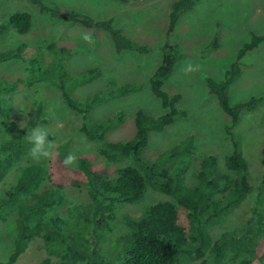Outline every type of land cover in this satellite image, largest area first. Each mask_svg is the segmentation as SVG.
<instances>
[{
    "label": "rangeland",
    "instance_id": "obj_1",
    "mask_svg": "<svg viewBox=\"0 0 264 264\" xmlns=\"http://www.w3.org/2000/svg\"><path fill=\"white\" fill-rule=\"evenodd\" d=\"M41 1L93 19L110 18L122 34L145 45L146 52L126 49L116 52L104 31L51 18L30 0H0V25H3L0 29V103L12 124L25 129L17 141L16 131L0 127V149L3 145L15 150L14 145L21 142L15 156L0 171V197L14 183L23 166L30 163L48 166L49 157L36 160L30 154L29 134L33 129L48 133L46 139L53 143L51 156L58 155L62 162L70 153L77 157L76 164L65 165L67 168L77 167L78 159L83 157L111 181L115 167L134 164L130 159L114 164L104 162L97 153L99 143L92 135L104 132L105 141L127 140L133 135L137 110L155 116L165 111L151 93L149 79L166 49L172 63L162 79L161 89L168 94H179L176 106L182 114L160 131L150 130L147 145L140 154L153 158L191 137L192 154L183 175L184 184L196 183L198 162L207 153L215 155L223 171L221 163L232 149L225 131L230 122L209 91V81L217 82L223 77L237 50L249 41L251 34H264V0H191L190 7L180 11L170 34L166 33L167 14L174 0ZM14 11L30 15L27 33L17 34L4 25ZM85 33L90 35V42L82 39ZM189 64L198 65L199 69L186 72ZM88 69H95L97 73L91 76L85 72ZM124 84L127 91L119 93L116 87ZM226 95L231 103L258 98L240 110L231 127V136L248 165L252 192L208 228L212 240L224 232L245 235L244 222L253 206L261 172L260 149L264 146V39L239 59V73L229 84ZM3 118L0 115V120ZM178 160L179 157L163 162L171 166V176H176L180 169L175 165ZM53 196L58 200L55 211L60 220L58 229L63 235L77 232L83 237H95L93 245L77 250L87 253L90 255L87 258L98 264H122L129 249L126 220L155 202H173L178 223L185 231L189 230L186 210L148 183L137 201L116 203L107 226L94 232L89 224L80 221L83 216L78 214V211L84 212L83 204L87 201L83 187L66 186L56 190ZM14 218L12 212L0 219V262L6 261L13 246ZM247 231L241 239L245 250L249 243L254 246L260 241L255 226ZM55 246L49 245L53 251H59L60 247ZM46 254L41 239L35 237L24 245L13 264H37ZM56 260L55 254L49 255L50 264Z\"/></svg>",
    "mask_w": 264,
    "mask_h": 264
},
{
    "label": "trees",
    "instance_id": "obj_2",
    "mask_svg": "<svg viewBox=\"0 0 264 264\" xmlns=\"http://www.w3.org/2000/svg\"><path fill=\"white\" fill-rule=\"evenodd\" d=\"M30 1L51 18L106 32L116 52L123 49L137 53L146 52L145 45L138 44L122 34L120 29L112 25L110 18L93 19L53 4L46 5L41 0ZM191 3V0L171 2L167 14L166 33L170 34L180 11L190 7ZM30 20L27 12L14 11L8 15L4 25L17 34H25L30 28ZM2 26L0 25V29ZM263 39L264 34H251L249 41L243 43L237 50L235 60L224 70L223 77L217 82L209 81V91L214 94L218 106L229 117L230 122L225 131L230 138L232 149L221 163L223 171L220 170L215 155L207 153L198 162L195 172L196 183L193 186L184 184L183 175L192 154L191 137L157 153L153 158H145L140 154L147 145L150 130L160 131L177 115L182 114L176 106L179 94H168L161 89L162 79L169 72L172 63L168 54L169 49H166L149 79L150 91L165 111L155 116L137 110L134 114V132L127 140L108 142L103 138L104 132L92 135L99 143L97 153L103 157L104 162L114 164L121 159H130L134 164L115 167L112 170L111 181L100 175L83 157L78 159V166L73 169L67 168L58 155L50 156L47 160L48 166L44 168L36 163L23 166L14 183L8 186L0 197V219L12 212L15 217L13 246L6 261L0 264H13L24 245L35 237L41 239L47 251L46 256L37 264H50L51 254L57 257L54 264H76L79 261L83 264H98L92 258H87L90 255L77 250L78 247L87 248L93 245L95 237H83L77 232L63 235L58 229L60 220L55 212L58 200H55L53 193L66 186L83 187L87 201L83 204L84 212L78 211V214L83 216L80 221L89 224L94 232L101 226H107L116 203L137 201L147 183L170 196L177 205L186 210L189 230L185 231L178 223L173 202L165 200L147 205L139 215L134 218L129 216L130 219L126 220L129 226L127 235L129 249L122 264H185L191 261L197 264H264V245L261 244L264 243V146L260 149L261 172L256 183L253 206L250 216L244 222L245 235L224 232L212 240L208 232L212 224L237 207L252 192L248 165L237 148V141L231 136V127L236 123L240 110L258 98L251 97L242 102L231 103L226 92L229 84L239 73V59ZM85 72L91 76L97 73L95 69H88ZM116 88L119 93L127 91L126 84ZM93 98H96V95ZM0 115L4 117L0 120V127L16 131V140L20 141L25 129L12 124L1 103ZM20 143L14 145L15 150L2 145L0 154H6V159L0 160V171L2 166L8 165L10 159L15 156ZM177 157L179 160L175 165L180 169L177 170L176 176H171V166L163 162ZM161 162L163 164L155 168ZM254 226L260 241L254 246L249 243L245 250L241 239L245 238L247 229ZM250 240L251 237L248 242ZM50 243L55 244V248L59 246L60 250L50 249ZM90 252L92 256L95 254L92 248Z\"/></svg>",
    "mask_w": 264,
    "mask_h": 264
},
{
    "label": "clouds",
    "instance_id": "obj_3",
    "mask_svg": "<svg viewBox=\"0 0 264 264\" xmlns=\"http://www.w3.org/2000/svg\"><path fill=\"white\" fill-rule=\"evenodd\" d=\"M82 39L85 42H90V35L85 33L82 36ZM199 69V66H193L189 64L185 71L186 72H193L197 71ZM48 133L45 130L42 129H33L32 132L29 134V139L32 144V147L30 148V154L31 156L39 160L41 158H48L51 156V148L53 147L52 141H47ZM6 159V154H0V160ZM77 157L73 154H69L63 161V164L68 165H75L76 164Z\"/></svg>",
    "mask_w": 264,
    "mask_h": 264
}]
</instances>
